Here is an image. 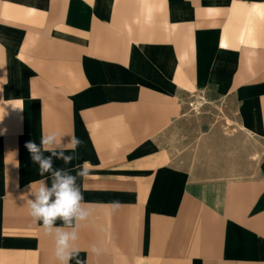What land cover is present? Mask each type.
I'll list each match as a JSON object with an SVG mask.
<instances>
[{
	"label": "crops",
	"instance_id": "0c3cea01",
	"mask_svg": "<svg viewBox=\"0 0 264 264\" xmlns=\"http://www.w3.org/2000/svg\"><path fill=\"white\" fill-rule=\"evenodd\" d=\"M198 94L232 141L173 149ZM49 132L95 166L70 264H264V0H0V264H56L20 198Z\"/></svg>",
	"mask_w": 264,
	"mask_h": 264
},
{
	"label": "clouds",
	"instance_id": "9594fccd",
	"mask_svg": "<svg viewBox=\"0 0 264 264\" xmlns=\"http://www.w3.org/2000/svg\"><path fill=\"white\" fill-rule=\"evenodd\" d=\"M66 137L64 140L58 133L49 132L41 136L39 146L32 141L25 144L31 160L39 165V175L45 177L46 173H50L51 183L49 186L47 178L38 180L31 183L28 191L20 196L26 202L32 224L38 226L46 237L53 240L56 264H70L73 257L78 254V249L74 245L79 238V229L89 218L90 209L93 207L84 201L81 187L77 184L78 178L88 177L95 167L90 161L86 160L77 165L74 169L75 175L64 168H53V157L67 165L75 157L65 155V151L71 150L74 153L83 143L74 132ZM45 152L50 155L44 156ZM107 207L116 211L121 205L116 201ZM57 221L61 222L60 226H57ZM77 264L82 262L77 261Z\"/></svg>",
	"mask_w": 264,
	"mask_h": 264
},
{
	"label": "rangeland",
	"instance_id": "374dc122",
	"mask_svg": "<svg viewBox=\"0 0 264 264\" xmlns=\"http://www.w3.org/2000/svg\"><path fill=\"white\" fill-rule=\"evenodd\" d=\"M230 110L223 101L207 99L205 95H194L186 102L185 114L172 134L171 147L181 141L193 150L232 141L231 130L237 129ZM181 134L186 135L181 137Z\"/></svg>",
	"mask_w": 264,
	"mask_h": 264
}]
</instances>
